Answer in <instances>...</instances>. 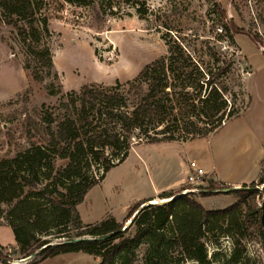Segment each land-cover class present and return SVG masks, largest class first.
Segmentation results:
<instances>
[{"label":"trees","instance_id":"1","mask_svg":"<svg viewBox=\"0 0 264 264\" xmlns=\"http://www.w3.org/2000/svg\"><path fill=\"white\" fill-rule=\"evenodd\" d=\"M40 1L0 0V11L18 29L29 59H44L50 75V51L37 46L40 32L46 29V21L37 18ZM136 5L139 16L145 17L143 0ZM217 9L225 17L224 10ZM229 30L239 34L234 25ZM167 37L163 38L168 48L165 56L145 65L123 85H83L60 104L57 113L43 118L42 142L0 159V219L13 233L15 253L22 258L34 255L31 264L73 252L98 258V264H214L218 252L208 258L207 246L221 237L230 238L234 246L227 264H241L242 242L249 229L264 237L254 182L230 192L238 199L225 209L207 210L185 194L155 204L153 198L140 201L122 223L107 219L83 225L80 221L77 206L112 167L126 159L133 139L156 144L206 138L240 112L227 98L231 64L221 52L202 42L208 56L203 60L192 46ZM250 39L263 46L256 36ZM224 188L209 180L201 194L212 196L211 191ZM172 196L168 192L159 198ZM7 258L0 251V260L7 262Z\"/></svg>","mask_w":264,"mask_h":264},{"label":"rangeland","instance_id":"2","mask_svg":"<svg viewBox=\"0 0 264 264\" xmlns=\"http://www.w3.org/2000/svg\"><path fill=\"white\" fill-rule=\"evenodd\" d=\"M84 2V5L76 0L39 2L37 18L46 21V29L40 32L37 46H46L50 51V75L46 74L44 59H29L18 29L9 25L0 11V159L14 157L19 150L42 142L43 118L57 113L60 104L69 100L71 93H78L83 85H123L145 65L165 56L168 48L163 38L168 39L169 35L198 50V57L203 60L208 56L202 42L221 52L231 64L226 79L230 92L227 98L240 112L208 138L156 144L133 139L126 159L112 167L77 206L81 223L94 225L107 219L122 223L136 203L164 189H173L171 183L184 169L187 172L192 160L207 171L213 164L225 174L242 173L254 179L264 158L261 139L264 136V43L256 44L250 36L264 42V0H143L145 17L137 12L136 4L140 0H132L133 5L116 0ZM218 7L224 10L225 17H220ZM230 23L239 34H231ZM38 26L42 28V23ZM263 178L264 161L254 182L258 190L254 201L259 213L264 203V183H259ZM180 189L181 186L169 192L171 198L153 197L152 203L173 199ZM230 192H213L207 197L198 193L190 195L205 209L220 210L237 201L238 197ZM224 238L207 246L208 258L218 252L214 264H227L233 251L231 240L230 254L225 250ZM246 238L242 242L245 256L241 264H264V237L249 229ZM62 240L52 239V242ZM250 245L253 255H249ZM212 246L217 250L209 253ZM15 250L13 233L0 219V251L9 263L34 261L33 255L21 262L23 258ZM98 262L91 255L73 252L39 264ZM0 264L7 263L0 260Z\"/></svg>","mask_w":264,"mask_h":264},{"label":"crops","instance_id":"3","mask_svg":"<svg viewBox=\"0 0 264 264\" xmlns=\"http://www.w3.org/2000/svg\"><path fill=\"white\" fill-rule=\"evenodd\" d=\"M208 137H206V138H208ZM261 139H262V142L264 143V136H262ZM263 160H264V158L260 160L259 166H257L258 167V170L256 172V176L252 180L251 179H248V175L247 174H242V173L241 174L240 173H236V174H225V173H223L221 171H218L213 164H212V166L210 167V169L208 171L205 170L204 168H202L200 165H198V166L202 170H204L205 172L211 173V175H210V180L211 181L216 182V183H222L225 186H228V187H231V188H240V187H243V186H248L251 183L255 182V180L259 177V175L261 173V163H262ZM192 161H194V160H192ZM181 174L182 175H180L177 179H175L171 183V186H172L173 189H171V187L168 188V189H164L161 192L159 191L157 194H154V195H152V196H150L148 198H145V199L153 198V197H156V196H158V195H160L162 193H168V192L173 191L176 188H180V186L184 182V177H185L184 174H186L185 169H184L183 173H181Z\"/></svg>","mask_w":264,"mask_h":264},{"label":"built area","instance_id":"4","mask_svg":"<svg viewBox=\"0 0 264 264\" xmlns=\"http://www.w3.org/2000/svg\"><path fill=\"white\" fill-rule=\"evenodd\" d=\"M211 173L202 170L195 161H190L188 169L184 177V182L178 195H185L191 193L201 194L205 192V184L210 180ZM213 193V191H211Z\"/></svg>","mask_w":264,"mask_h":264},{"label":"water","instance_id":"5","mask_svg":"<svg viewBox=\"0 0 264 264\" xmlns=\"http://www.w3.org/2000/svg\"><path fill=\"white\" fill-rule=\"evenodd\" d=\"M240 189H243V188H231V189H218V190H215V191H213L214 193H217V192H226V191H235V190H240ZM256 189V188H255ZM156 203V202H155ZM155 203H151V204H155ZM143 206H141L139 209H141ZM139 209H138V211H139ZM138 211L137 212H135V214L131 217V219L129 220V221H127L126 223H125V225L123 226V228L121 229V231H123V230H125L131 223H132V221H133V219L135 218V216H136V214L138 213ZM261 224H262V226L264 227V203L262 204V206H261ZM111 234H108L106 237H108V236H110ZM80 239H76V241H79ZM33 256V255H32ZM29 258H31V256H29V257H27V258H23L22 260H21V262H23L24 260H26V259H29ZM7 264H10L9 263V261H7L6 262Z\"/></svg>","mask_w":264,"mask_h":264},{"label":"clouds","instance_id":"6","mask_svg":"<svg viewBox=\"0 0 264 264\" xmlns=\"http://www.w3.org/2000/svg\"><path fill=\"white\" fill-rule=\"evenodd\" d=\"M224 246H225V250L230 254V252H231V241L227 237L224 238ZM216 250H217L216 247L212 246L209 248V253L216 251ZM249 255H253V248L251 245L249 246ZM196 264H198V262H196Z\"/></svg>","mask_w":264,"mask_h":264}]
</instances>
